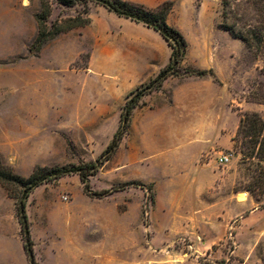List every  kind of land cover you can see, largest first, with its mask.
<instances>
[{
	"label": "rangeland",
	"instance_id": "1",
	"mask_svg": "<svg viewBox=\"0 0 264 264\" xmlns=\"http://www.w3.org/2000/svg\"><path fill=\"white\" fill-rule=\"evenodd\" d=\"M46 1L47 29L77 15L88 21L35 51L40 0H22L25 8L0 0V164L41 180L25 205L36 264H264V125L252 116L239 126L245 112L264 121V42L253 39L264 38V0H124L169 3L167 23L187 48L181 76L141 97L103 162L124 103L171 48L94 1ZM199 70L207 73H186ZM171 93L189 111L172 107ZM91 162L87 187L77 173L46 178ZM21 192L0 184V264H28Z\"/></svg>",
	"mask_w": 264,
	"mask_h": 264
},
{
	"label": "trees",
	"instance_id": "2",
	"mask_svg": "<svg viewBox=\"0 0 264 264\" xmlns=\"http://www.w3.org/2000/svg\"><path fill=\"white\" fill-rule=\"evenodd\" d=\"M94 1L97 4L105 7L107 10L115 13L120 17L130 19L136 23H140L148 28H151L158 32V34L167 42L171 48L168 63L162 67L154 78H152L146 85L138 89L136 92L131 93V96L124 103L119 115V125L113 134L112 140L107 145L106 149L102 152L100 162L108 159L117 146L123 135L127 132L129 127V120L131 111L138 105L141 97L153 90L158 89L162 82L170 76H181L180 63L187 48V41L183 34L176 28L170 26L167 23V14L170 9V4L163 2L155 8H144L141 5H133L124 0H57V2L65 6H74L77 3H87ZM86 12V11H85ZM50 16V7L46 0H40V11L35 15L37 21L38 33L31 48L35 51L39 50L41 45L46 41L52 39L54 36L61 32H65L75 27L84 25L88 18H83L80 15L76 17H68L64 20H60L52 23V28H46V20ZM230 32L232 29L227 28ZM245 43L252 45L248 36L238 35ZM255 42H264V38L253 36ZM187 74H195L198 76H204L206 70L199 71H187ZM211 74V73H210ZM255 117L258 122L264 125V121L258 116L256 112H245L240 117L239 126L250 119ZM97 171V164L91 162L84 164L80 167H64L53 169L47 174L46 178L55 179L61 176L69 175L71 173H77L80 176L81 181L87 187V177L94 174ZM36 174H32L28 178H24L18 174L13 173L9 167L0 164V184L6 185L11 181L16 182L21 188L22 192L19 196H15V212L16 218L20 225V234L23 241V249L27 258L28 264H36L33 252V243L29 232L28 218L25 211L26 198L31 192L32 188L41 183V180H36ZM264 184V182H262ZM14 197V196H13Z\"/></svg>",
	"mask_w": 264,
	"mask_h": 264
},
{
	"label": "crops",
	"instance_id": "3",
	"mask_svg": "<svg viewBox=\"0 0 264 264\" xmlns=\"http://www.w3.org/2000/svg\"><path fill=\"white\" fill-rule=\"evenodd\" d=\"M18 1H19V4H20L21 7H23V8L26 7V5L23 4L22 0H18ZM178 95H179V93H171V104H170V105H171L172 107H177V106H178V107L184 108V109H186L187 111H189V109H190V105H189V104H190V103L188 102V103L182 105V104L180 103V101H179V97H178ZM188 98H192V97L189 96ZM237 120H239V118H238ZM234 130H235V127L232 128V129L229 131V135L233 136ZM200 136H201V135H199V139H200ZM198 144H199V143H198ZM195 146H198V145L193 144V143H189V151H191L193 148H195ZM195 167H196V161H195L193 158H190V157H189V176H193V173H192V172H194ZM255 210H256V209H255Z\"/></svg>",
	"mask_w": 264,
	"mask_h": 264
},
{
	"label": "built area",
	"instance_id": "4",
	"mask_svg": "<svg viewBox=\"0 0 264 264\" xmlns=\"http://www.w3.org/2000/svg\"><path fill=\"white\" fill-rule=\"evenodd\" d=\"M232 152L231 151H228L227 153L225 154H221L219 157H218V161L221 163V164H225L227 163L230 158L232 157Z\"/></svg>",
	"mask_w": 264,
	"mask_h": 264
}]
</instances>
